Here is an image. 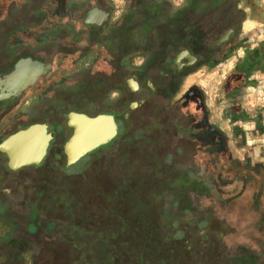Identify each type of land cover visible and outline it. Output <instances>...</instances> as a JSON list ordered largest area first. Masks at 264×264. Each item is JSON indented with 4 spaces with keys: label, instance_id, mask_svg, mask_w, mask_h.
Instances as JSON below:
<instances>
[{
    "label": "rangeland",
    "instance_id": "obj_1",
    "mask_svg": "<svg viewBox=\"0 0 264 264\" xmlns=\"http://www.w3.org/2000/svg\"><path fill=\"white\" fill-rule=\"evenodd\" d=\"M244 1L236 12L230 5L203 10L199 5L195 13L201 23L199 30L211 35L200 37L193 49L168 54V60L155 58L168 37L163 40L141 17L149 0H15L8 13L0 7V66L9 72L27 53L51 67L33 89L13 104L0 107V140L33 124H49L56 133L39 169L13 171L0 152V264H38L57 244L78 264H87L83 261L88 251L84 235L48 229L45 219L35 232L29 231L30 225L36 224L31 202L39 189L30 187V182L37 179L41 184L44 176L52 175V182L69 181L70 187L77 182H70L68 174L87 168L91 169L87 174H111L112 183L124 177L131 180L133 174L145 178L160 174L159 180L161 174L168 175L175 181H168L169 188L166 185L167 190L157 198L156 208L140 204L136 208L156 210L163 222L180 219L196 225L193 239L204 245L210 240V228L199 227L200 222L212 225L218 220L212 237H221L223 231L237 233L230 240H220L227 256L238 253L251 258V264L264 262V232L251 229L253 223L264 222V198L260 197L264 193V6L261 0ZM65 3L53 26L49 17ZM130 3L133 6L128 10ZM181 3L172 1L175 8ZM99 5L105 6L109 20L98 30L88 29L84 23L87 15ZM230 21L234 24L226 29ZM229 31L236 33L225 40ZM31 32L38 33V40L33 41ZM186 50L200 58L196 64L178 61ZM133 78L140 86L138 91L130 86ZM226 108H230L232 120ZM71 112L90 117L113 115L121 136L111 148H101L63 171L68 167L64 146L72 135L67 125ZM242 132L252 142L250 149L242 148L246 143ZM214 134L215 139L209 137ZM202 139L207 144L199 149ZM231 161L239 169L231 168ZM231 169L232 175L245 174L243 181L232 183ZM185 177L206 180L210 195L181 187L180 179ZM250 178L253 182L244 187L242 182ZM226 193L242 196L228 201ZM176 196L182 200L175 205ZM218 196L227 198L225 205L214 202ZM211 202L220 207L215 209ZM189 204L192 211L185 213ZM254 207V213H263L259 218L248 220L240 215ZM64 237L76 241L78 249L60 245ZM100 260L99 264H108Z\"/></svg>",
    "mask_w": 264,
    "mask_h": 264
},
{
    "label": "trees",
    "instance_id": "obj_2",
    "mask_svg": "<svg viewBox=\"0 0 264 264\" xmlns=\"http://www.w3.org/2000/svg\"><path fill=\"white\" fill-rule=\"evenodd\" d=\"M14 1L1 0L0 7L4 12L8 13L9 7L15 6ZM149 1L148 6H146L147 10L142 13L141 17L145 21L144 25L147 23L150 27L149 29L159 32L163 40L168 37L167 41L162 42L159 53L155 54V58L160 57L161 60H168L170 53H175L177 49H193L191 47L194 42H197L200 37H207L210 34L207 32L202 33L199 30L201 23H199V18L195 15L199 5L202 7V10L206 9V6L216 8L219 5L222 7L221 4L230 5L228 8L230 7L229 9L232 8L236 12L240 0H184V4L180 8H175L169 0ZM129 5L128 10L132 8L133 4L131 5L130 3ZM65 8L66 3L65 7L58 6L56 8L57 13L49 17V19L55 22L53 26L57 25V17L61 16L60 14ZM129 13L125 20L130 16ZM231 18H235V16ZM233 24L234 22L230 21L226 29L230 28ZM85 27L95 30L100 28L86 25ZM89 33L92 34V31L89 30ZM37 34V32H31V36L34 37L33 41L38 40ZM177 42H180L182 46L179 47L177 45L179 43ZM26 55L29 57V54L26 53ZM4 68L0 66V74L7 73ZM14 102H0V107L11 105ZM146 135L147 133L145 132L143 135L144 139ZM215 136L217 134L210 135L209 137L215 139ZM124 138H128V135H124ZM4 140L5 138L0 140V145ZM202 140L200 141L201 146L199 149L207 144L204 142L205 139ZM114 144L115 142L103 149L111 148ZM92 155L94 154H90L86 159L91 158ZM144 159L145 157L143 156ZM230 163L231 168L234 167L235 170L239 169L236 162L231 161ZM79 164H76V166ZM72 167H65L62 170L67 171ZM90 170V168H87L79 174H68L70 175L68 177L70 182L71 179L72 182H77L76 185L74 183L69 184L70 187L67 185L69 181L66 184L61 181L52 182L50 179L52 175L48 177L44 176L43 183L41 184H39V180L37 179L30 182L32 183L30 187L34 188L36 186V188H39L35 192L33 202H31V207H33L36 214L34 217L36 224L30 225V233L35 232L36 228L41 226V220L45 219L48 221V229L64 230V235L67 232H74L80 236L84 235L87 237L85 241L88 251L83 261L87 264H99L102 261L100 259H103L108 264H245L243 260L247 261L248 264L253 262L251 258H243L238 253L234 254V256H227L226 250L221 245L220 240H230L231 237H236L237 233L235 230L228 231L227 233L223 231L221 237L220 234L217 237H212L213 231L215 232L216 229L214 227H218V220L213 221L212 225L210 222H200L199 227L210 228V240L204 245L194 240L197 233L193 229H196V225L191 224L193 226H189L180 219L163 222L160 220V216L154 212L156 210H142L141 206L136 208L139 204L147 208L151 206L156 208L157 198L161 197L163 191L169 188L170 184L168 181H175L173 178H168V175L163 176L164 174H161L162 179L159 180L160 174H150L147 178L139 176V174H133L138 177L132 175L131 180L124 177L119 182L114 181L112 183L113 177L111 174H87ZM229 172L230 174L228 175L233 177L231 178V180L233 179L232 183L238 182L237 180L240 179L243 181L245 178V174H242L241 171L234 175L231 174L233 173L232 169ZM60 175L65 176V174ZM180 181L181 187L187 190L193 187L204 191L203 194H206L207 197L210 195V192H208L210 190L209 185L203 178L193 179L192 181V179L189 180V178L185 177L180 179ZM250 182H253L251 178L245 179L242 184L244 183L245 187ZM232 183L229 185H232ZM166 185L167 188L165 189ZM143 191L149 192L144 195L142 194L144 193ZM226 195L228 196V201H236L239 196H242L240 194L232 195L229 193H226ZM262 195L264 198V193L262 194L261 192V198ZM174 200L177 201L176 205L180 204L182 199L176 196ZM213 200L225 205L227 198L224 199V197L218 196V198L215 197ZM214 202L211 203L215 206V209L219 208L220 206L215 205ZM191 207L192 205H190L189 210L187 209L185 213L191 212ZM255 209L254 207L245 210L240 215L248 218V220L259 218L263 213L258 212L261 210L254 213ZM142 211L146 213L142 214ZM62 223L66 225L65 228ZM12 224L15 225L14 223ZM251 229L252 232L258 231L261 233L262 231L263 233L264 222L261 224L253 223ZM48 234L51 235L52 231ZM190 235L192 239L194 238L193 240L191 238L189 240ZM54 240L57 241L58 238ZM232 241L234 242V239ZM236 242L241 245V242ZM79 243L81 244V242ZM59 244L71 247L73 250L78 249L76 241L65 239V237ZM55 246L54 252L44 256L38 264H78L77 260L61 252L58 244ZM68 250H64V252ZM95 252H98L97 255L94 254ZM257 264H264V262L257 261Z\"/></svg>",
    "mask_w": 264,
    "mask_h": 264
},
{
    "label": "water",
    "instance_id": "obj_3",
    "mask_svg": "<svg viewBox=\"0 0 264 264\" xmlns=\"http://www.w3.org/2000/svg\"><path fill=\"white\" fill-rule=\"evenodd\" d=\"M109 20V15L93 9L85 20V25L101 27ZM234 31H229L225 40ZM187 59L192 66L200 59L192 51L182 52L178 61ZM51 67L44 59L27 57L17 61L12 70L0 74V102L14 101L21 98L38 82L46 77ZM133 91L140 89L137 79L130 81ZM141 103L134 105L140 106ZM68 127L72 135L64 146L67 166L72 167L90 154L104 148L117 140L120 126L115 116L102 114L90 117L85 114L71 112L68 115ZM56 138L53 127L49 124H33L26 129L10 135L0 145V152L6 155L9 168L13 171L29 167H38L46 160L50 147Z\"/></svg>",
    "mask_w": 264,
    "mask_h": 264
},
{
    "label": "crops",
    "instance_id": "obj_4",
    "mask_svg": "<svg viewBox=\"0 0 264 264\" xmlns=\"http://www.w3.org/2000/svg\"><path fill=\"white\" fill-rule=\"evenodd\" d=\"M166 1H167V0H166ZM172 1H174V0H170L171 3H172ZM180 1L182 2V3H181V7H182V5L184 4V0H180ZM243 2L246 3L244 0H240V1H239V5H240L241 3H243ZM173 5H174V4H173ZM239 5H238V7L241 6V5H240V6H239ZM255 5H256V4H255ZM98 7H99V9H101V10L104 11V12L107 11V9L105 8V6H103V5H99ZM252 7H254V6H252ZM256 7H257V5H256ZM239 9H240V8H239ZM245 22H246V23H245V25H246V24H248L249 21H245ZM234 33H236V32H233L232 34H234ZM235 50H236V49H235ZM190 51H191V50H190ZM238 51H239V50H238ZM249 55H250V54H249ZM255 57H256V56H255ZM248 60H249V59L247 58V63H248ZM249 61H250V60H249ZM253 72H255V70H254ZM245 73H246L245 78H247V72H246V70H245ZM245 73H244V74H245ZM255 74H257V71L255 72ZM251 75H252V74H251ZM251 75H250V76H251ZM226 82H227V80H226ZM230 97H231V96H230ZM228 98H229V96H228ZM224 111L227 112V114H229V119L232 120V119H231L232 116H231V110H230V108H226V110H224ZM236 132H237V131H236ZM241 136H242L243 139L246 140V143L244 142V144H242V148H243V150L250 149L249 145H251L252 142H251L250 140L247 139V134H245V133L242 132Z\"/></svg>",
    "mask_w": 264,
    "mask_h": 264
},
{
    "label": "built area",
    "instance_id": "obj_5",
    "mask_svg": "<svg viewBox=\"0 0 264 264\" xmlns=\"http://www.w3.org/2000/svg\"><path fill=\"white\" fill-rule=\"evenodd\" d=\"M262 5L264 6V0H261Z\"/></svg>",
    "mask_w": 264,
    "mask_h": 264
},
{
    "label": "flooded vegetation",
    "instance_id": "obj_6",
    "mask_svg": "<svg viewBox=\"0 0 264 264\" xmlns=\"http://www.w3.org/2000/svg\"><path fill=\"white\" fill-rule=\"evenodd\" d=\"M8 73V72H7ZM17 100V99H16ZM15 101V100H14Z\"/></svg>",
    "mask_w": 264,
    "mask_h": 264
}]
</instances>
